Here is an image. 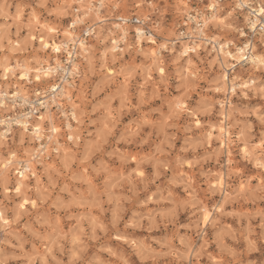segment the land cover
Listing matches in <instances>:
<instances>
[{
    "label": "rangeland",
    "instance_id": "374dc122",
    "mask_svg": "<svg viewBox=\"0 0 264 264\" xmlns=\"http://www.w3.org/2000/svg\"><path fill=\"white\" fill-rule=\"evenodd\" d=\"M76 1L0 0V60L38 69L41 57L51 65L59 55L43 50L45 28L59 31L50 41L67 42L71 36L63 34L70 32L76 10L84 14ZM82 1L84 7L97 8L89 4L97 0ZM250 1L256 7L257 1ZM236 5L238 0H228L216 7L224 22L206 19L210 36L230 43L231 51L250 41L253 20L251 10ZM207 7L206 0H106L100 16L108 19L105 24L94 12L84 17L95 24L96 34L83 75L67 94L80 122L67 134L51 112L52 121L46 119L41 128L51 130L55 142L61 139L60 153L37 164L32 159L36 136H22L14 128L10 140L0 139L5 142L0 144V216L9 221L4 224L0 217V264H264V172L241 154L243 140L264 152V69L245 61L228 71L230 81L255 82L245 95L232 93L230 82L221 81L225 70L214 48L201 46L187 64L188 57L180 54L186 42H173L185 17ZM33 13L42 26L32 21ZM133 15L150 19L158 45L144 41L142 54L129 26L126 44L113 51L121 33L114 20ZM253 41L254 54L264 55V33ZM156 48L162 56L155 66L148 54ZM107 69L115 74L108 75ZM16 73L8 80L0 73L2 95L17 89L29 99L50 84L51 79L34 82V73L29 79L23 70ZM8 100H3L8 108H0V119L13 116ZM224 120L232 134L229 152L219 147V136H213L212 145L207 138L209 127ZM3 130L1 123L0 134ZM10 153L16 158L3 170ZM28 159L37 176L27 172L29 189L19 196L14 190ZM220 174L232 195L213 187ZM245 181L249 190L239 191ZM202 206L212 213L206 227Z\"/></svg>",
    "mask_w": 264,
    "mask_h": 264
},
{
    "label": "bare ground",
    "instance_id": "6f19581e",
    "mask_svg": "<svg viewBox=\"0 0 264 264\" xmlns=\"http://www.w3.org/2000/svg\"><path fill=\"white\" fill-rule=\"evenodd\" d=\"M72 1H76V0H72ZM98 1V3H99V6L97 7V8H94V7H84V4H83V1L82 0H77L76 2L80 5V7H81V9L84 11V14H83V17L84 16H88L91 12H94L95 13V15L97 16V19H98V23L99 24H105L107 21H108V19H103V18H101L100 16L102 15V6H104L105 5V2H106V0H97ZM257 1V5H256V7H251L252 6V4H253V2L254 1H250V0H238V7H240V8H243V7H246V8H248L249 10H251V14H252V16H253V18L255 19V21H254V19L252 20V26H251V28L250 29H252V30H255V26H256V23L259 21V19L260 18H262V17H264V6H263V2H262V0H256ZM89 4L91 5V6H94L93 5V1H91V2H89ZM139 6V5H138ZM209 7H210V9L212 10V11H215L216 10V13L212 16V19L213 20H215V22L216 23H220V22H222V21H220L221 19H220V17H218V9L216 8V6L214 5V4H210L209 5ZM95 10H96V12H95ZM220 19V20H219ZM213 20H211V21H213ZM32 21H34V22H36V23H38L39 25H43V22L40 20V18L36 15V13H33L32 14ZM82 21H83V19H82ZM209 21H205V27H207V23H208ZM224 22V21H223ZM212 23H214V22H212ZM207 24V25H206ZM114 28L115 29H117V30H121V34H123V38L125 37L126 38V36H127V34H128V30L127 29H125V28H121L118 24H116L115 23V26H114ZM101 31H102V28L101 27H99V30H98V32L99 33H101ZM59 33V31L56 29V27L54 28V27H50V26H48L47 28H45V37H44V40H43V42H42V48H43V50L44 51H49V50H52V51H54V53L58 56V54L60 53V52H62L63 50H65V48L67 47V42H56V41H50L49 40V38H52L55 34H58ZM108 33V35L107 36H109L110 34L109 33H112L111 32V30L109 29V32H107ZM71 36V33L70 32H65L64 34H63V37L65 38V37H67V36ZM56 36V35H55ZM106 36V37H107ZM243 36V35H242ZM32 38H34V37H32ZM153 38H155V35L152 33H150V36L147 38V40H148V43H151V41H152V43L156 46V45H158V43L156 44V42L155 41H153L154 39ZM216 38V37H215ZM147 40L145 41V42H147ZM68 41V40H67ZM213 41H215V47H214V50H215V52L217 53V57L219 58V60L221 61V64H222V66H223V68H224V70H225V72L223 73V75H222V78H221V81L222 82H224V83H226V82H230V84H231V92L232 93H234V94H236L237 93V90L238 91H241L242 93H244L245 95H247V91H249V89L250 88H253L254 86H255V82L252 80V81H241V80H238V78L237 79H232L231 81H230V79H229V73H228V71H230V70H236V68L240 65V64H242V62H245L246 60L251 64V65H253V67L256 69V70H260L261 68L262 69H264V55H262V54H259V55H255V54H253L249 59H246V57H245V50H244V48L243 47H239V48H236L235 49V51H231V49H230V43H224V44H221V42H219V41H216V40H214L213 39ZM113 42V41H112ZM184 43V42H183ZM116 44H117V42H116ZM142 44H144L143 43V40H142V38H139L138 39V46H139V52H142V54H143V45ZM88 48H89V46H87ZM182 51H181V55L183 56V57H188V59H187V64L189 63V65H190V62H191V52H192V54H193V52L195 53V55L198 53V51H200L202 48H201V46H193V47H190V46H188V44L187 43H184V45L182 44ZM205 48V47H204ZM118 48H117V46H114L113 47V51H115V52H117L118 50H117ZM163 49H167V47H164L163 46ZM193 49V50H192ZM253 49H255V46H253ZM84 50V52H85V54L86 55H88V49L86 48H84L83 49ZM171 50V49H170ZM192 50V51H191ZM213 50V51H214ZM111 52V55H112V57L111 58H114L115 56H116V54L114 53V52ZM172 51V50H171ZM173 52V51H172ZM255 52V51H254ZM162 52H161V49H153V50H150L149 51V57H150V59H152V61H153V63L155 64V66L156 65H159V63L161 62L160 61V57L162 56V54H161ZM110 54V53H109ZM179 54V53H178ZM86 58V57H85ZM117 59V58H116ZM115 59V60H116ZM38 61H36L37 63H39L38 65L40 66V68H33V67H31L29 64H27V62L26 63H16V64H10L9 63V60H8V58L7 59H1L0 60V73L1 72H3V74H2V76H3V78L4 79H9L8 78V76L9 75H16L17 73V71H19V70H23V76L26 78V79H29V77H30V75L32 74V73H34L35 74V76H34V82H36V83H41L43 80H48V79H51L52 78V75H51V68H50V65H48V62H47V60L45 59V61H43V59H41V57L40 58H38L37 59ZM55 61L56 62H58V59H57V57L55 58ZM35 62V61H34ZM35 62V63H36ZM92 62V61H91ZM220 64V65H221ZM230 66V67H226V66H228V65ZM146 66V65H145ZM189 67H191V66H187V68L185 69V70H187V71H190V69H189ZM157 70H159V68L157 69ZM107 71H108V75H114L115 74V71H113L112 69H107ZM159 71H161V70H159ZM16 73V74H15ZM188 73V72H187ZM192 75H194V73L192 74ZM152 77V75L150 74V73H148L147 74V78H151ZM238 77V76H237ZM235 78V77H234ZM68 85H66V86H64V87H62L61 89L63 90V94H62V96L63 97H65V98H67V100L68 101H71L72 99H71V97L70 96H68L67 97V94H68V91L69 90H71V89H68V87H67ZM18 87V86H17ZM220 87H222V86H220ZM1 88H2V86L0 85V108H2V107H4L5 109L6 108H8L7 107V103L6 102H4L3 100H5V99H10V97H11V95L10 96H8V92H5L4 93V95H2L1 94ZM221 89V88H220ZM216 90L217 91H220L219 90V88H216ZM225 91V90H224ZM19 91H17V89L15 90V92L12 94V96L13 97H16V96H18L19 95ZM22 93V92H21ZM21 97H23L22 95H21ZM25 97V96H24ZM23 97V98H24ZM25 99V101H27L28 100V98H24ZM176 105V104H175ZM177 105H180V104H177ZM176 105V106H177ZM225 104H223V103H221V106L223 107ZM176 106H174V107H176ZM73 109V108H72ZM10 110H12V109H10ZM175 110V109H174ZM5 111V110H4ZM8 111V110H7ZM7 111H5V113L7 112ZM227 111V110H226ZM180 112V111H179ZM230 112V111H229ZM49 113H51V111H47L43 116H42V118L43 119H41V121H38L36 124H34L33 125V132H31V133H28L29 132V130L28 129H26V127H24L23 128V130L21 129L20 131H21V133H22V136H24V135H29L28 137H30V136H36L37 138H42L41 137V135H42V129L41 128H43L42 127V123L44 122V121H46V119H47V121H52V114H49ZM230 114V113H229ZM52 115V116H51ZM77 114H76V112H73V120H74V123L75 124H78L80 121H79V118L77 119V116H76ZM79 115H80V113H79ZM223 117L226 119V121H228L229 120V118L228 117H231V116H229L228 114H226V115H223ZM231 120V119H230ZM236 121V120H235ZM2 123V125L3 124H6V119H3V118H1L0 119V124ZM50 124V123H49ZM234 127V126H233ZM56 127L54 126V124L52 123V129H53V131H54V129H55ZM69 130H75L76 128H74V126H72L71 124H69L68 123V127H67ZM229 129H231V128H229V126H228V124L227 125H225V120H224V122H221L219 125H217V126H210L209 127V129H208V131H207V138H208V143H209V145H212V141H213V136L214 135H217V136H219V138H220V145L221 146H219V147H221V148H227L228 149V152L230 151V144H229V139H230V137L232 136V134H231V132L229 131ZM19 131V132H20ZM72 132V131H71ZM6 134V132L4 133V132H2L1 134H0V139H5V141H8V140H10V139H7L8 137L5 135ZM13 134L11 133V136H12ZM79 135V134H78ZM77 134H74L73 135V133L71 134L70 133V136H71V138H74V139H76V141H78V140H80V137L78 136ZM20 138H21V136H20ZM24 138V137H23ZM36 139V138H35ZM20 140V139H19ZM1 143H5L4 141H1L0 142V144ZM55 143H59V142H55ZM20 144V143H19ZM250 142L249 141H246V140H243V144H242V146H241V154L244 156V157H248L250 160H252L253 161V163H254V165H255V167H257L258 169H260V170H262L263 172H264V152L262 151V149H258V151H256V150H253L252 149V146H250ZM260 144V143H259ZM258 143L257 144H254V145H259ZM63 147V146H62ZM253 147H255V146H253ZM257 147V146H256ZM261 148V147H260ZM70 149V148H69ZM256 149V148H255ZM69 150L68 149H66L65 147H64V149H63V153H64V155L66 156V155H69V153L70 152H68ZM28 152V151H27ZM26 153V152H25ZM10 157L7 159V160H5L4 161V163H2V167H1V169H3V170H6L7 168H8V166L9 165H11L12 163H13V161L15 160V158H16V154L15 153H10V155H9ZM20 162V161H19ZM228 162L230 163L231 162V160L229 159L228 160ZM18 163V162H17ZM27 164L25 165L26 167H25V169H24V171H22L21 173H20V175H19V178H18V181H17V185H16V188H15V190H14V193L15 194H17V195H19V196H25L26 194H25V192H26V190H25V188H26V186L28 185L27 184V181H28V179L30 178V176H34V178H36V167H35V164L34 163H32V161H31V159H28V161L26 162ZM50 168H52L51 166H50ZM9 170V169H8ZM52 170V169H51ZM50 170V171H51ZM29 171V173H30V176H28V174H27V172ZM188 174V173H187ZM38 178H40V177H38ZM188 179V178H187ZM251 179V178H250ZM249 179V180H250ZM260 179V182H261V185L263 184V178H259ZM40 180V179H39ZM38 180V181H39ZM192 180V179H191ZM247 180V179H246ZM249 180H247V181H249ZM249 183H250V181H249ZM27 184V185H26ZM212 185H213V187H217L218 189L219 188H222V190L224 189V191L226 192L225 194H229V195H232V192L229 190V185H228V182H226V180H224V176H223V174H220L219 176H218V179H217V181H213L212 182ZM250 185V184H249ZM43 188V187H42ZM26 189H29V188H26ZM48 189V188H47ZM209 189H210V187H209ZM248 189V182L246 183V181L245 182H240V184H239V187H238V190L239 191H242V190H247ZM250 189H252V188H250ZM5 191H6V193H9L10 191L8 190V189H4ZM41 190V189H40ZM249 190V189H248ZM42 191V190H41ZM5 193V192H4ZM251 193V192H250ZM37 196V195H36ZM227 196V195H226ZM26 199V200H25ZM24 200L27 202V204H32V205H35V202H32V201H29L27 198H25ZM202 201V200H201ZM32 205H30L31 207H32ZM206 206V205H205ZM203 207L202 208V221H203V227H206L211 221H212V213H211V210H209L207 207ZM1 218H2V220L5 222L4 224H7V223H9V221L6 219V218H4L2 215L0 216ZM204 238V237H203ZM207 240V239H206ZM205 241V240H204ZM206 243V242H205ZM191 246V245H190ZM205 246V245H204ZM191 248V247H190Z\"/></svg>",
    "mask_w": 264,
    "mask_h": 264
},
{
    "label": "built area",
    "instance_id": "2783aa9c",
    "mask_svg": "<svg viewBox=\"0 0 264 264\" xmlns=\"http://www.w3.org/2000/svg\"><path fill=\"white\" fill-rule=\"evenodd\" d=\"M206 1L208 2L206 11L194 8L193 11L185 17L179 28L177 39L173 42L174 45L186 42L190 47H215V41H213V38L210 36L208 28L205 27V21L207 18L212 17L216 13V10H210L209 5L212 2H210V0ZM213 1L214 3L212 4L221 9L228 0ZM93 5L98 7V1H94ZM236 6L238 7V5ZM239 9L242 11L245 10L244 8ZM84 17L83 14H80L78 10H76L74 18L69 23L71 37L67 41V47L58 54V62L54 60L50 62L52 78L49 81V86L46 88H37V90L29 96L27 101H25L21 95L16 97L11 95L8 101L13 105L14 109L13 116L7 117L6 124H4L3 132H6V136H10L14 128L23 130V128L26 127V129L34 131L33 122L37 123L41 121V117L47 111H51L63 122L65 133L69 134L68 132L70 131L67 128L68 123L72 126L75 125L73 120L74 110L69 105L67 98L62 96L63 90L61 88L68 85V89H75L83 75V64L85 63L86 57L83 49H88L87 46H89L92 38H94L96 34L95 24L85 22L84 20L82 21ZM251 19H254L252 15ZM114 21L121 28L133 27L132 32L134 33L136 42H138L139 38H142L144 42L150 36V33H154L150 28V19L146 20L133 15L130 17L120 16ZM248 29L251 35L250 41L243 45L246 59H249L254 54V37L264 33V17L260 18L256 23L255 30ZM117 41L118 50H121V47L127 42V36L123 38V34L120 33ZM41 137L42 138L36 137L37 147L32 158L37 164H41L44 160H49L51 157L58 155L60 153V145H62L60 138H57L59 143H55V139L52 138L53 135L51 130H49L48 133L45 131L42 132ZM69 138L70 136L67 135V140L70 141ZM21 166L22 165L19 167V171L23 170L22 168L24 166Z\"/></svg>",
    "mask_w": 264,
    "mask_h": 264
}]
</instances>
